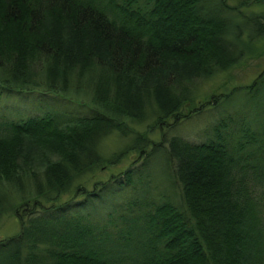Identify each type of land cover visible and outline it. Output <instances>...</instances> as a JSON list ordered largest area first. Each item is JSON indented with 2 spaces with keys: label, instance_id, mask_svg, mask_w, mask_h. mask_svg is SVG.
Segmentation results:
<instances>
[{
  "label": "trees",
  "instance_id": "16d2710c",
  "mask_svg": "<svg viewBox=\"0 0 264 264\" xmlns=\"http://www.w3.org/2000/svg\"><path fill=\"white\" fill-rule=\"evenodd\" d=\"M245 4L0 0V99L66 102L0 120V215L17 220L16 232L0 238V264H264V221L245 182L250 174L264 186V67L247 84L195 98L198 82L260 54L264 9ZM207 109L232 113L216 117L202 142L165 136ZM146 116L153 124L139 133L131 124ZM155 127L162 137L153 142ZM111 133L128 143L109 163L137 151L139 167L97 181L98 192L75 185L82 198L64 199L99 167V143ZM156 151L171 165L160 189L177 186L179 205L149 190L157 181L143 169ZM122 189L135 194L107 213L114 232L73 212Z\"/></svg>",
  "mask_w": 264,
  "mask_h": 264
},
{
  "label": "rangeland",
  "instance_id": "374dc122",
  "mask_svg": "<svg viewBox=\"0 0 264 264\" xmlns=\"http://www.w3.org/2000/svg\"><path fill=\"white\" fill-rule=\"evenodd\" d=\"M215 0H199V4L205 8L209 9ZM229 5H237L242 2V0H225ZM245 8H250L252 10H261L264 9V4L259 1L254 0H245ZM261 44L264 45V41H260L258 46ZM264 67V46L261 45L260 54L254 59L244 60L229 70L216 74L208 80L200 81L196 84V100H205L210 95V93H219L226 91L233 84H247L253 77ZM30 95V94H29ZM54 100L53 102L48 98L44 97L41 101H36L32 96H22V97H12L8 99H0V120H22L27 117L39 116L45 112H52L54 110H60L64 107L66 102ZM86 101L85 103H87ZM243 103V102H242ZM73 106V112L84 115L89 114L90 111L83 106ZM209 110V109H207ZM244 114H247L246 108L242 110ZM217 109H210L209 111H203L200 115H193L187 119L181 120L177 125L171 127L169 130H165V136L177 134L183 139L190 142L199 143L205 140L204 134L211 133V128L214 125L212 123L216 117L217 120L215 124L223 119L224 116L232 113L229 109L224 110L223 113L220 112L217 114ZM148 117V118H147ZM153 117L146 116V118L141 121L139 124H131L136 131L141 133V131L146 130V128L153 124ZM212 125L210 126V124ZM208 129V130H207ZM161 128L155 127L152 130V133L148 136L150 141L156 142L161 138ZM128 143V138L119 137L116 133H111L110 135L104 137L98 146V152L102 159V162L99 164V167H94L92 172H86L77 180L74 181L70 187L69 192L64 199L75 196V199L80 200L82 194H76L74 192L75 185H81L87 188L88 191L98 192L97 181H105L111 175L116 178L122 173L129 165L137 168L141 163L144 156H139L137 151H126L127 153L123 158L114 163H109L111 158L115 156L123 147ZM150 146L145 149V151L150 150ZM164 155L161 151H156L151 157H149L146 165L144 166V174L149 178L154 175L157 183L150 182V192L155 194V200L160 198H165L164 196H171L175 202L179 205L178 196V187L173 185V187L167 190L160 189L166 188L169 185V170L171 165L168 167L165 165ZM171 172V170H170ZM121 177V176H120ZM250 177V174H249ZM246 175V185L249 188L250 196L257 202V208L260 212V215L264 221V186L258 184L259 182L250 180ZM111 182H109L110 184ZM108 184V185H109ZM157 185V186H155ZM113 187V186H112ZM115 188V187H113ZM73 189V190H72ZM8 192V197L11 202L17 203L18 192L11 187H7L5 190ZM148 193V190L146 191ZM149 192V195L151 193ZM135 192L130 189H122L119 193H104L100 198L95 201L84 204L83 207H79L73 212L76 215L81 216L84 220L94 223L98 226H105L108 231H113L115 227L111 223L107 222V213L115 216L117 211L116 204L121 202L126 197H132ZM153 196V195H152ZM166 196V197H167ZM255 208V206H254ZM17 220L11 216H6L5 214L0 215V238L7 236L11 233L16 232L17 230ZM118 222V221H117Z\"/></svg>",
  "mask_w": 264,
  "mask_h": 264
}]
</instances>
